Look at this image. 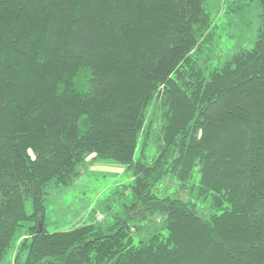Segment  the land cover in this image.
<instances>
[{"label":"trees","instance_id":"1","mask_svg":"<svg viewBox=\"0 0 264 264\" xmlns=\"http://www.w3.org/2000/svg\"><path fill=\"white\" fill-rule=\"evenodd\" d=\"M251 3L254 45L206 71L208 0H0V264L20 229L12 264H264V0L228 14L248 25ZM158 102L146 163L135 156ZM91 155L132 171L127 215L48 232V188ZM168 176L194 195L160 196Z\"/></svg>","mask_w":264,"mask_h":264},{"label":"rangeland","instance_id":"2","mask_svg":"<svg viewBox=\"0 0 264 264\" xmlns=\"http://www.w3.org/2000/svg\"><path fill=\"white\" fill-rule=\"evenodd\" d=\"M233 1L208 0V8L214 12L216 23L219 25V34L213 50L210 53L205 51L201 56L200 63L206 71L221 66L239 49L251 48L254 45L260 26L259 11L251 3L250 13L247 14L250 23L246 25L247 23L241 21L239 17L228 14ZM162 112L159 102L148 111L147 128L140 138L136 160L151 163L157 155L161 143ZM80 172V176L71 185L67 187L51 185L48 188L45 202V228L48 232L70 231L90 223L106 227L117 217L127 215L125 205L130 204L132 198L126 194V186L133 183L132 171L122 164L101 161L91 155L80 167ZM191 182L198 184L197 173ZM156 192L162 197H179L186 201L194 195L190 190H181L177 180L171 176L164 179ZM199 204L207 214L211 213L209 204L200 202ZM25 209L28 215L32 214L33 207L29 200L25 201ZM21 224L25 227L29 225L25 222ZM136 236L142 238L147 235L143 232ZM24 237V229L18 230L4 264L13 263Z\"/></svg>","mask_w":264,"mask_h":264}]
</instances>
